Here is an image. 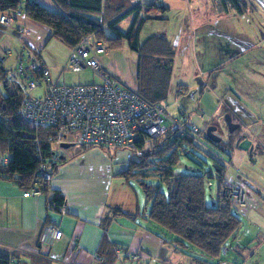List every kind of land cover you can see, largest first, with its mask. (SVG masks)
<instances>
[{"label":"trees","instance_id":"trees-1","mask_svg":"<svg viewBox=\"0 0 264 264\" xmlns=\"http://www.w3.org/2000/svg\"><path fill=\"white\" fill-rule=\"evenodd\" d=\"M228 1L236 9L243 4L242 0ZM54 2L53 8H47L30 0H0V11L22 9L30 21L50 29L52 37L70 48L88 34H93L111 49L121 48L126 43L137 54L138 92L150 101L162 102L167 97L173 47L162 34H154L139 43L134 25L126 31L117 27L128 13H136L140 5H132L131 0ZM145 7L150 9L158 5L151 3ZM0 26L2 31L7 29ZM5 55L0 53V83L5 81L9 68L5 67ZM20 98L17 88L0 87V179L26 190L34 182L40 183L39 168L44 161L48 162L52 174L59 163L50 161L53 152L49 138L53 131L51 128L35 129L23 121L18 112ZM238 130L229 132L227 142L222 139L211 142L221 150L228 149L231 156L232 149L245 137L234 136ZM197 146L191 139L174 133L143 140L138 144L142 154L135 156L122 175L139 181L149 202L147 217L151 222L173 235L188 252L198 251V263L218 264L222 247L234 239L241 220L232 199L226 194L223 176L227 168L214 156L212 165L200 173L173 172L172 167L178 164L180 156ZM87 147L83 146L82 150ZM146 176H154L160 184L146 182ZM210 180L215 181L217 187L214 200L209 195L208 201L211 186L207 182ZM46 185L41 186L42 191ZM52 202L57 210L63 206L64 197L59 191H53ZM0 264H7V260L0 259Z\"/></svg>","mask_w":264,"mask_h":264},{"label":"crops","instance_id":"crops-1","mask_svg":"<svg viewBox=\"0 0 264 264\" xmlns=\"http://www.w3.org/2000/svg\"><path fill=\"white\" fill-rule=\"evenodd\" d=\"M30 1L47 8L54 7L51 0ZM179 1L165 0L157 4L158 7L150 9L145 6L151 3L142 4L136 13L130 12L135 14L132 25L136 24L139 17L144 23L150 13L155 15L154 19L162 18L165 10L174 7ZM243 13L240 15L244 17ZM26 23L30 29L26 43L42 59L52 75L56 66L67 62L71 48L52 37L50 29L28 18ZM8 29L10 31L0 30V53L7 54L4 47L8 38L20 40L16 28ZM184 30L182 27L179 38L190 34V43L194 46L193 30L190 29L191 33H184ZM154 34H162L166 38L173 47L175 58L172 42L175 36L170 35L168 40L165 33ZM52 40L57 41L51 44L55 58L49 61L42 56V52ZM144 41L140 42L138 38L139 43ZM181 42L176 43L178 47ZM106 50L107 46L98 55L101 64L116 78L138 91L136 52L130 48V53L119 52L120 48L111 49L109 53ZM20 51L21 46L18 54ZM14 63L10 62L5 67H11ZM59 79L51 81L58 84ZM179 90L182 92V89ZM177 94L180 93L177 91ZM61 148L58 150L61 162L40 195L25 197L22 195L24 190L15 183L0 179V259L7 260V264H200L196 260L200 257L198 251L188 252L173 235L147 217L149 202L144 192L138 191L131 184V179L122 175L135 158L130 150L115 146H88L83 150L76 145ZM256 189L254 184L252 190ZM53 191H59L64 197L63 212L53 205ZM214 198L211 195V199ZM252 202H257L253 191L246 199L247 204ZM248 211L244 207L237 214ZM48 225L61 230V237L52 239L49 234L48 240L42 241L41 235ZM133 255L137 257L133 258ZM96 256L102 261L98 262Z\"/></svg>","mask_w":264,"mask_h":264},{"label":"rangeland","instance_id":"rangeland-1","mask_svg":"<svg viewBox=\"0 0 264 264\" xmlns=\"http://www.w3.org/2000/svg\"><path fill=\"white\" fill-rule=\"evenodd\" d=\"M242 1L243 4L238 6V10H242L239 13L228 0H180L165 10L160 19H154L155 15L150 13L143 23L139 17L134 29L140 42L156 32L165 33L168 40L170 35L176 38H172L176 52L170 89L162 101L168 114L177 116L183 112L204 134L206 128L213 124L216 126L215 134L224 142L230 137L226 125V115L229 114L232 123L241 125L234 136L245 134L254 144L250 153L239 147L232 149V157L229 158L233 169H238L242 176L257 186L252 190L257 202L246 203L249 211L238 213L241 226L234 239L228 242L230 247L226 253H221L219 261L264 264V8L258 0ZM242 12L244 17L240 15ZM134 15L127 14L117 27L129 29ZM182 27L185 28L184 33L193 30L194 46H191L190 34L179 38ZM180 40L178 47L176 43ZM52 42L57 41L52 40L42 52L49 61L55 58ZM21 44L22 41L18 42L14 37L6 40L5 66L18 58ZM109 50L111 48L107 47L106 52ZM119 52L130 53V50L124 44ZM59 77L60 83H57L60 85L100 81L90 70H69L66 62L56 66L50 75L53 81ZM179 89L182 92L177 94ZM42 90L43 87H38L31 95L40 96ZM212 156L200 146L191 147L180 156L172 170L177 174L200 173L212 165ZM232 167L229 168L231 172L234 171ZM135 180L131 179V184L143 192L139 181ZM144 180L160 184L154 176H146ZM216 187L212 181L208 201L211 195L215 196Z\"/></svg>","mask_w":264,"mask_h":264},{"label":"built area","instance_id":"built-area-1","mask_svg":"<svg viewBox=\"0 0 264 264\" xmlns=\"http://www.w3.org/2000/svg\"><path fill=\"white\" fill-rule=\"evenodd\" d=\"M51 1L55 3L54 0ZM131 1L132 5L141 6L145 3L159 4L165 0ZM260 5L262 6L261 3ZM26 18L24 11L19 8L11 12L0 11V25L16 28L22 41L20 54L7 69L5 81L0 83V87L9 85L18 89L21 95L18 112L23 121L35 129L51 128V163L58 164L61 161L58 150L62 149V143L79 147L115 146L130 150L134 156H140L142 150L138 144L143 140L174 133L191 139L223 163L227 168L223 176L226 194L232 199L236 212L244 209L253 184L238 169H233L228 149L216 147L183 112H179L177 116L168 114L162 102L147 100L136 89L116 78L101 64L98 55L104 52L106 45L93 34L82 36L70 49L66 64L73 72L90 70L100 81L75 85L53 83L42 59L26 43L30 32ZM38 87H43L42 93L40 96H32L33 90ZM3 160L7 161L6 158ZM231 167L233 172L229 170ZM52 177L48 162L44 161L39 168L40 183L34 182L22 195H40L41 186L48 184ZM207 183L212 185L211 180ZM58 211L63 212V206ZM49 234L52 239H58L62 232L55 226L48 225L41 240L47 241ZM228 247L230 244L222 247L221 253L225 254ZM136 257L137 255H133V258ZM96 260L101 262L102 258L96 256ZM218 264L227 263L219 261Z\"/></svg>","mask_w":264,"mask_h":264},{"label":"water","instance_id":"water-1","mask_svg":"<svg viewBox=\"0 0 264 264\" xmlns=\"http://www.w3.org/2000/svg\"><path fill=\"white\" fill-rule=\"evenodd\" d=\"M258 1L262 4V7L264 8V0H258ZM226 125L228 132H232L238 126V124L231 122L229 114L226 115ZM215 130H216V126L210 125L206 128L205 133L210 141L217 143L220 141V137L214 133ZM69 145L70 144L62 143L61 147L66 148ZM238 147L240 149L247 150L249 153L253 150V145L251 144V141L246 137L243 138V140L239 143Z\"/></svg>","mask_w":264,"mask_h":264},{"label":"flooded vegetation","instance_id":"flooded-vegetation-1","mask_svg":"<svg viewBox=\"0 0 264 264\" xmlns=\"http://www.w3.org/2000/svg\"><path fill=\"white\" fill-rule=\"evenodd\" d=\"M237 124H238V126H237L235 129H240V126H241L240 123H237ZM215 131H216V130H215ZM215 131H214V132H215ZM241 136H245V137H247L245 134H242ZM242 140H243V138H242Z\"/></svg>","mask_w":264,"mask_h":264}]
</instances>
